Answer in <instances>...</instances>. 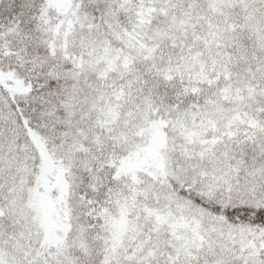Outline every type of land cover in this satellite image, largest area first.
I'll list each match as a JSON object with an SVG mask.
<instances>
[{"label": "snow or ice", "instance_id": "obj_1", "mask_svg": "<svg viewBox=\"0 0 264 264\" xmlns=\"http://www.w3.org/2000/svg\"><path fill=\"white\" fill-rule=\"evenodd\" d=\"M0 264H264V0H0Z\"/></svg>", "mask_w": 264, "mask_h": 264}]
</instances>
